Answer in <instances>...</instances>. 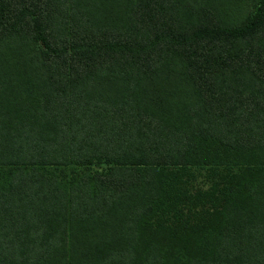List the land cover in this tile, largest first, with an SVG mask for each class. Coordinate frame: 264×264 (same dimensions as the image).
<instances>
[{"label":"trees","instance_id":"1","mask_svg":"<svg viewBox=\"0 0 264 264\" xmlns=\"http://www.w3.org/2000/svg\"><path fill=\"white\" fill-rule=\"evenodd\" d=\"M0 264H264V0H0Z\"/></svg>","mask_w":264,"mask_h":264}]
</instances>
